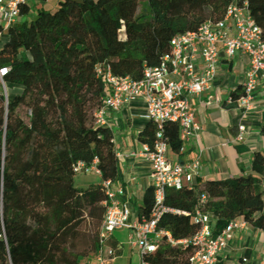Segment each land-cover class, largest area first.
Segmentation results:
<instances>
[{
    "label": "trees",
    "instance_id": "trees-1",
    "mask_svg": "<svg viewBox=\"0 0 264 264\" xmlns=\"http://www.w3.org/2000/svg\"><path fill=\"white\" fill-rule=\"evenodd\" d=\"M246 1L237 0L236 4L242 7ZM163 2L61 0L55 12L42 8L32 21L12 26L0 48V70L7 69L0 77V114L7 117L9 127L19 125L14 134L17 144L37 149L38 172L44 173L49 182L68 187L66 216L82 214L92 219L95 252L100 247L105 217L102 181L124 186L114 133L94 119L107 89L97 77L96 66L110 64L118 76L135 81L143 78L147 67L159 66L169 51L168 41L161 42L160 38L174 37L199 25H179L163 11ZM30 11L29 6L23 8L21 16ZM3 32L0 25V34ZM3 85L22 91L5 96ZM243 95L242 87L230 94L234 100ZM157 133V125L150 121L138 134V141L153 148ZM261 134L264 136V127ZM164 139L173 153L181 154L184 144L177 124L164 126ZM79 163L87 168L96 164L101 183L75 187V167ZM9 202L0 181V264H25L26 250L33 241L24 229L7 232L3 210ZM165 205L170 211L162 215L158 228L170 232L175 241L188 240L189 244L184 248L164 242L156 255L147 257L149 264L190 263L197 252L190 241L197 231L193 223L197 211L217 219V233L234 218H243L264 232V154L255 153L252 174L169 191ZM155 206V188L150 186L138 219L151 218Z\"/></svg>",
    "mask_w": 264,
    "mask_h": 264
},
{
    "label": "built area",
    "instance_id": "built-area-1",
    "mask_svg": "<svg viewBox=\"0 0 264 264\" xmlns=\"http://www.w3.org/2000/svg\"><path fill=\"white\" fill-rule=\"evenodd\" d=\"M29 6V0H0V25L3 34L19 22L23 8ZM167 40L169 51L163 55L157 67H147L143 78L135 81L130 77L118 76L110 64L96 66L97 77L107 86L102 104L94 111L97 125L107 126V110L121 112L132 104L144 102L148 109L147 119L157 125V141L153 148L142 144L141 150L132 154L135 160L150 163L155 188V209L151 218L136 220L130 224L131 209L124 202L125 189L122 185L102 181L106 196L103 203L105 217L99 237V249L89 264H112L121 251L120 247H107L106 244L117 230L132 231V245L139 253V264H149L147 257L154 256L164 242L187 247L188 240L175 241L170 232L158 228L162 215L170 211L165 205L169 191H182L196 184L202 170L201 154L191 161H172V152L164 139V126L177 124L180 140L185 145L202 131L197 121L196 100L209 96L214 91L222 55L226 58L247 57L249 67L245 74L242 89L244 95L238 100L231 96L225 100L228 106L250 110L255 93L264 81V30L258 22L249 2L241 7L231 3L223 16L217 17L212 11L209 18L203 19L194 30H187L174 37H162ZM7 69L0 70V77ZM213 98H210V105ZM239 139L243 140L246 127L237 122ZM182 148V151L184 150ZM76 174L95 173L101 176L96 164L87 168L79 163ZM2 193L4 184L1 182ZM207 199L202 197V201ZM214 218L208 213L197 211L193 223L197 231L191 243L197 252L189 264H216L218 257L227 248L229 240L237 230L249 225L243 218H234L217 233L212 225ZM5 238V226H4ZM39 264V263H38Z\"/></svg>",
    "mask_w": 264,
    "mask_h": 264
},
{
    "label": "crops",
    "instance_id": "crops-1",
    "mask_svg": "<svg viewBox=\"0 0 264 264\" xmlns=\"http://www.w3.org/2000/svg\"><path fill=\"white\" fill-rule=\"evenodd\" d=\"M246 2H249V6L258 17L263 10L264 1ZM29 7L31 8L30 5ZM248 67L247 57L226 58L222 55L214 91L211 95L196 100L197 121L202 126L201 133L185 145L180 155L170 153L172 161L185 162L197 158L202 152L200 157L203 166L196 179V185L205 181L232 180L250 175L253 173L255 153L264 154V136L261 134L264 127V81L255 93L250 110L238 109L224 103L233 90L242 87ZM210 98H213V101L209 105ZM147 115L148 109L144 102L134 103L118 113L110 110L105 113L107 127L114 133L124 186L117 183L125 189L123 200L131 209L130 224L138 220V211L143 204L144 194L153 186L150 163L132 157V154L141 150L142 144L138 141V134L150 122ZM237 122L246 127L243 140L239 139ZM97 176L96 183L92 184L101 183V176ZM77 179L78 176L75 178V187L87 188L78 186ZM216 222L217 219L212 222L214 230ZM122 231L129 236L132 243V231L124 229L118 232ZM114 236L115 234L106 246L120 247L118 255L120 256L125 244L116 238L113 239ZM216 264H264V232L251 225L244 230H237Z\"/></svg>",
    "mask_w": 264,
    "mask_h": 264
},
{
    "label": "rangeland",
    "instance_id": "rangeland-1",
    "mask_svg": "<svg viewBox=\"0 0 264 264\" xmlns=\"http://www.w3.org/2000/svg\"><path fill=\"white\" fill-rule=\"evenodd\" d=\"M60 1L29 0L31 11L21 16L19 22L32 21L42 8L55 12ZM231 3H237V0H202L201 3L192 0H164L162 9L179 25L190 27L209 18L212 11L217 17L223 16ZM262 9L256 17L264 30V6ZM7 39V34L0 37V48ZM2 91L5 96H9L20 94L22 89L3 85ZM18 126L9 127L7 117L0 114V181L10 199L3 210L7 232L17 229L29 232L27 237L33 243L26 250L28 261L25 264H89L96 254L92 242V219L82 214L75 218L66 216L68 187L49 182L44 173L38 172L37 149L20 146L14 140ZM77 176L80 187H89L98 179L93 173ZM118 231L113 233V239L122 241L125 246L123 253L112 264H139L138 250L132 247L124 231Z\"/></svg>",
    "mask_w": 264,
    "mask_h": 264
}]
</instances>
